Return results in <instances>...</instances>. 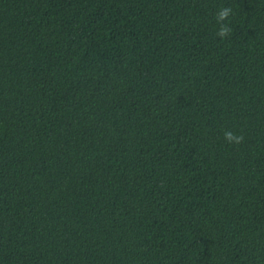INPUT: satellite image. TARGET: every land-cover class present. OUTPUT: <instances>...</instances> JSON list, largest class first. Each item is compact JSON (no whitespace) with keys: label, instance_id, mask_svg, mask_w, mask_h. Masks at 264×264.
Returning a JSON list of instances; mask_svg holds the SVG:
<instances>
[{"label":"trees","instance_id":"1","mask_svg":"<svg viewBox=\"0 0 264 264\" xmlns=\"http://www.w3.org/2000/svg\"><path fill=\"white\" fill-rule=\"evenodd\" d=\"M0 264H264V0H0Z\"/></svg>","mask_w":264,"mask_h":264},{"label":"clouds","instance_id":"2","mask_svg":"<svg viewBox=\"0 0 264 264\" xmlns=\"http://www.w3.org/2000/svg\"><path fill=\"white\" fill-rule=\"evenodd\" d=\"M232 14V8L231 7H222L216 15L217 22L220 24L219 30L217 32V35L224 39L227 36L231 35L232 29L228 26L227 23H224L229 19V17ZM225 137L229 142H235L237 144L241 143L243 140V136L234 135L232 132H226Z\"/></svg>","mask_w":264,"mask_h":264}]
</instances>
